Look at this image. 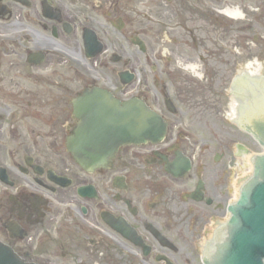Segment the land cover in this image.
Masks as SVG:
<instances>
[{"label": "flooded vegetation", "instance_id": "obj_1", "mask_svg": "<svg viewBox=\"0 0 264 264\" xmlns=\"http://www.w3.org/2000/svg\"><path fill=\"white\" fill-rule=\"evenodd\" d=\"M262 92L264 0H0L7 261L220 264L239 155L260 148L228 116ZM106 93L146 103L167 134L87 169L69 146Z\"/></svg>", "mask_w": 264, "mask_h": 264}, {"label": "water", "instance_id": "obj_2", "mask_svg": "<svg viewBox=\"0 0 264 264\" xmlns=\"http://www.w3.org/2000/svg\"><path fill=\"white\" fill-rule=\"evenodd\" d=\"M105 102L108 104L107 107L96 111V114L104 112L103 125H95L90 133L83 134V136L93 138V141L77 145V158L86 167L92 166L94 162L103 165L106 160L115 157V153L125 144H146L149 141L154 143L164 137L165 123L140 101L134 100L121 107L119 102H114L109 96ZM260 117L255 128L256 133H259L261 145L264 147V112L260 114ZM254 122L255 120L252 124ZM85 150L86 154L83 157L80 154ZM258 171L259 177L250 190L243 195L235 210L236 216L233 222V226L237 228L233 240L235 249L223 258L224 264H263L264 158L258 162ZM6 251L1 247L0 257L8 255ZM0 264H6V262L0 260Z\"/></svg>", "mask_w": 264, "mask_h": 264}, {"label": "rangeland", "instance_id": "obj_3", "mask_svg": "<svg viewBox=\"0 0 264 264\" xmlns=\"http://www.w3.org/2000/svg\"><path fill=\"white\" fill-rule=\"evenodd\" d=\"M133 88L132 87H130V88H128L127 90L128 91H131ZM223 130H225V131H228V129L226 128V127H222V129H221V131H218L217 133H224V134H227L225 131H223ZM227 137H228V135H226ZM259 150V148H257L256 149V151H258Z\"/></svg>", "mask_w": 264, "mask_h": 264}]
</instances>
